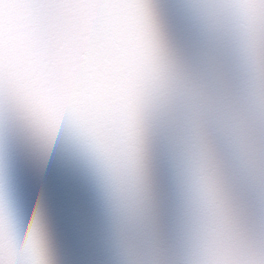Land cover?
Returning <instances> with one entry per match:
<instances>
[{
    "label": "snow or ice",
    "instance_id": "1",
    "mask_svg": "<svg viewBox=\"0 0 264 264\" xmlns=\"http://www.w3.org/2000/svg\"><path fill=\"white\" fill-rule=\"evenodd\" d=\"M155 0H0V116L14 110L12 81L23 69L55 82L68 116L89 137L117 195L140 183L137 112L166 97L183 125L177 149L191 220L188 264H264V0H193L191 11L234 62L241 92L228 95L214 73L193 78L158 54ZM35 40L26 51L23 34ZM55 37L59 56L44 42ZM87 63H81V57ZM216 122L251 156L261 207L246 232L217 202L200 128ZM0 205V264H40L26 232L8 230ZM18 222V219H17Z\"/></svg>",
    "mask_w": 264,
    "mask_h": 264
},
{
    "label": "water",
    "instance_id": "2",
    "mask_svg": "<svg viewBox=\"0 0 264 264\" xmlns=\"http://www.w3.org/2000/svg\"><path fill=\"white\" fill-rule=\"evenodd\" d=\"M193 0H155L154 40L189 77L214 73L228 95L241 92L234 62L191 11ZM23 48L36 42L23 34ZM59 56L55 37L44 42ZM87 63V57H81ZM23 69L12 81L14 110L0 116V205L8 230L26 232L40 264H188L191 220L177 145L183 125L166 98L142 99L137 112L141 180L117 195L89 137L68 116L55 82ZM217 202L252 232L260 216V176L249 153L216 122L200 128ZM18 219V222H17Z\"/></svg>",
    "mask_w": 264,
    "mask_h": 264
}]
</instances>
